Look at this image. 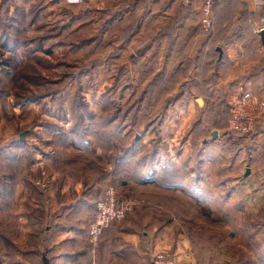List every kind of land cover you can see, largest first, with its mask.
Segmentation results:
<instances>
[{
	"label": "rangeland",
	"instance_id": "obj_1",
	"mask_svg": "<svg viewBox=\"0 0 264 264\" xmlns=\"http://www.w3.org/2000/svg\"><path fill=\"white\" fill-rule=\"evenodd\" d=\"M136 1L142 2L0 0V193L8 194V202L0 194V264L41 261L36 246L47 241L49 219L42 203L48 179L41 169L55 165L52 160L51 165L45 162L53 149L56 155L66 151L68 159L62 164L69 173L72 164L82 173L86 167L90 183L95 170L99 179L102 167L101 195L110 187L138 201L127 216L137 209H153L157 218L163 222L166 215L194 242L222 244L233 264H239L244 254L262 257L264 249L255 247L264 242V232L253 233L251 239L246 234L257 218L241 214L240 195H229L235 185L220 184L223 171L218 163L209 170L216 184H204L207 188L201 191L192 182L191 168H181L165 183L149 185L139 181L142 169L135 171L124 162L135 131L142 134L143 127V122L132 125L135 114L140 123L143 105L133 103L145 83L143 69L137 71L133 65L131 69L135 48L128 46L136 15L129 16L128 8ZM125 16L130 18L124 20ZM212 29L202 31L208 36ZM136 45L142 48V41ZM184 116L177 109L171 111L163 128L162 137L173 144L174 152L175 146H187L191 122L189 114ZM221 128L219 138L227 134V126ZM230 134L231 142L240 140L244 145L253 144L256 137L244 141ZM222 141L229 144L227 138ZM73 145L83 149L76 152ZM142 150L144 154L145 147ZM191 155L192 151L187 157ZM34 160L45 163L33 167ZM74 179L83 182L85 177ZM60 185L56 182L52 188ZM198 190L201 195H194ZM18 195L23 198L21 209ZM258 216L264 225V209ZM250 242L252 247L245 248ZM32 250L37 253L31 254Z\"/></svg>",
	"mask_w": 264,
	"mask_h": 264
},
{
	"label": "crops",
	"instance_id": "obj_2",
	"mask_svg": "<svg viewBox=\"0 0 264 264\" xmlns=\"http://www.w3.org/2000/svg\"><path fill=\"white\" fill-rule=\"evenodd\" d=\"M198 9V5H188L183 0H142L128 8L129 16L136 12L139 22L128 44L135 48L131 69L134 66L138 71L141 67L144 72L141 92L144 108L139 112L151 124L142 134L135 131V140L128 147L124 162L135 171L142 169L139 181L149 185L158 184L156 176L166 168L171 171L191 168V178L201 191L207 188L204 184H216L209 170L218 163L223 171L220 184L235 185L229 195H240L241 214L257 218L255 224L246 228L251 239L253 233L258 236L264 232V225L258 220L264 209V134L252 145H244L240 140L229 144L222 141L219 132L225 121L229 93L244 91L264 98L262 13L257 0H223L214 10V27L207 36L202 31ZM127 18L130 17L125 16L124 20ZM139 41L142 48L136 45ZM148 86L150 89L144 92ZM139 91L134 94L136 99ZM175 109L181 112L182 119L185 113L189 114L191 123L187 146H175L174 152L173 144H167L162 136L169 114ZM195 137L197 146L193 147ZM74 147L79 153L83 149ZM190 151L192 155L187 157ZM51 152L54 153L45 162L51 165L50 160L54 161L55 168L41 169L48 179L42 201L49 218L45 228L47 241L36 244L39 253L30 252L37 253L42 264L44 256L51 264H152L155 251L161 247L171 250L175 264H233L221 250L222 244L209 240L194 242L172 220H166V215L163 222L157 218L153 209H137L125 220L105 228L98 249L92 253L88 227L103 190L100 189L103 169L99 167V179L94 171L95 180L90 183L86 167L82 173L72 164V172L67 171L62 164L68 159L66 151L59 155L55 149ZM45 162L34 160L32 166L39 168ZM82 174L83 182L74 179ZM56 182L62 185L53 189ZM19 195L21 209L23 198ZM194 195L201 194L198 190ZM244 247H252L251 242ZM260 248L264 249L263 241L256 243L255 249ZM260 254L261 258L244 254L239 264H264V251Z\"/></svg>",
	"mask_w": 264,
	"mask_h": 264
},
{
	"label": "built area",
	"instance_id": "obj_3",
	"mask_svg": "<svg viewBox=\"0 0 264 264\" xmlns=\"http://www.w3.org/2000/svg\"><path fill=\"white\" fill-rule=\"evenodd\" d=\"M188 5H198L200 23L209 30L213 25V5L216 0H183ZM261 9V30L264 29V0H257ZM230 116L227 122V134H236L244 141H250L256 135L258 124L264 121V98H256L250 92L229 93L227 97ZM222 135L221 139L228 135ZM231 135V134H230ZM138 204L133 197L122 196L114 188H108L96 203V213L92 217L88 231L90 250L95 253L100 245L104 229L113 223L121 222ZM152 264H175L172 252L167 247L155 251Z\"/></svg>",
	"mask_w": 264,
	"mask_h": 264
},
{
	"label": "trees",
	"instance_id": "obj_4",
	"mask_svg": "<svg viewBox=\"0 0 264 264\" xmlns=\"http://www.w3.org/2000/svg\"><path fill=\"white\" fill-rule=\"evenodd\" d=\"M221 1H223V0H216L215 2H214V5H213V25H212V27H211V29L214 27V17H215V8L217 7V5H218V3H220ZM135 14H136V12H134ZM134 15V14H133ZM135 17H134V19H135V24H134V26H132L131 25V27L129 28V31L130 32H132L133 30H136L137 29V26H136V16H137V14L136 15H134ZM200 16V15H199ZM117 22V21H116ZM122 22V21H121ZM213 30V29H212ZM129 31H128V34H129ZM127 37H128V35H127ZM47 52H51V50H49V51H47ZM8 64V63H7ZM150 89V87L148 86V88L146 89V90H144V92L145 91H147L148 92V90ZM143 93H140V96L138 97V102L136 101V102H134L133 104H136V103H139L140 104V102L142 103V105H143V108H144V103H143ZM225 118H224V127L225 126H227V122H228V118H229V116H230V112H229V107H228V104L225 102ZM137 109V108H136ZM140 111V110H139ZM131 112V111H130ZM130 112H128V115H130L131 113ZM140 114V113H139ZM224 115V114H223ZM223 115H222V117H223ZM133 120H134V122H133V124L132 125H135L136 127H139V126H141L142 124V122H143V127H142V129H139L142 133L145 131V128H147V127H149L150 126V124H151V121H150V119H147L146 117H144L143 116V114H142V116H141V119H140V123L139 124H137L136 123V114L134 115V118H133ZM198 123V122H197ZM257 132H256V137H255V139L254 140H256V138L259 136V135H262V134H264V121H262V123H260V124H258V126H257V130H256ZM196 139H198V137H195L194 138V140L192 141V144H193V147H195V146H197V143H196ZM226 142V141H225ZM228 143V142H227ZM252 145V144H251ZM178 173H179V170H175V171H171L169 168H166V169H164L161 173H159L157 176H156V178H157V180L158 181H155V183H158V184H160V182L161 183H165V181L167 180V179H170L172 176H177L178 175ZM160 175H161V178H158V177H160ZM168 181V180H167ZM166 181V182H167ZM154 182V181H153ZM192 182H193V179H192ZM193 183H195V182H193ZM195 184H197V183H195ZM198 185V184H197ZM200 186V185H199ZM1 194V193H0ZM1 195H3V199L2 200H4V201H7L8 202V194H6V193H3V194H1Z\"/></svg>",
	"mask_w": 264,
	"mask_h": 264
},
{
	"label": "water",
	"instance_id": "obj_5",
	"mask_svg": "<svg viewBox=\"0 0 264 264\" xmlns=\"http://www.w3.org/2000/svg\"><path fill=\"white\" fill-rule=\"evenodd\" d=\"M261 39H262V42H263V45H264V29H262L261 30ZM218 133V131L216 130V131H214V134L216 135ZM24 138V133L23 134H21V139H23ZM247 172L249 173L250 172V169L248 168V170H247ZM43 264H51V262L49 261V259L46 257V256H44V258H43Z\"/></svg>",
	"mask_w": 264,
	"mask_h": 264
}]
</instances>
